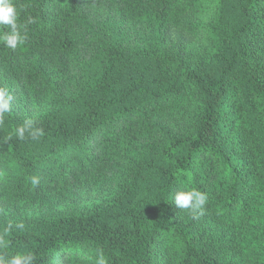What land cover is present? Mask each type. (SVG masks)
<instances>
[{"label":"trees","instance_id":"1","mask_svg":"<svg viewBox=\"0 0 264 264\" xmlns=\"http://www.w3.org/2000/svg\"><path fill=\"white\" fill-rule=\"evenodd\" d=\"M118 1H140L164 35L178 33L154 49L111 46L90 89L32 119L38 140L18 139L27 118L6 114L0 201L47 204L59 187L111 174L122 156L131 168L97 207L0 216V234L12 225L7 251H31L34 264H96L98 252L107 264H264V0H217L214 50L193 68L184 38L200 29L201 0H13L18 23H35L21 48L0 43L2 72L14 83L44 80L46 55L88 37V5ZM191 189L207 195L202 210L176 207L175 193Z\"/></svg>","mask_w":264,"mask_h":264},{"label":"rangeland","instance_id":"2","mask_svg":"<svg viewBox=\"0 0 264 264\" xmlns=\"http://www.w3.org/2000/svg\"><path fill=\"white\" fill-rule=\"evenodd\" d=\"M139 3H90L87 7L88 29L85 30L88 37L65 56L54 59L46 55L44 80L26 82L23 78L14 83L0 68V87H6L11 94V111L21 117L35 119L55 109L57 98L70 99L90 89L107 64L111 46L154 49L161 46L166 37H175L178 33L175 29L164 35L154 14ZM216 9L217 0H201L194 12L200 29L194 38H184L185 63L189 68L207 63L214 50L209 28ZM121 140L124 142V138ZM131 164V159L122 156L111 174L81 180L73 188L59 187L52 195V202L47 204L20 200L7 205L0 201V216L15 223L45 212L97 207L118 192Z\"/></svg>","mask_w":264,"mask_h":264},{"label":"clouds","instance_id":"3","mask_svg":"<svg viewBox=\"0 0 264 264\" xmlns=\"http://www.w3.org/2000/svg\"><path fill=\"white\" fill-rule=\"evenodd\" d=\"M19 10L13 0H0V26H6L7 31L0 32V43L7 48L15 51L21 48L28 38L27 24L35 23V20L29 17L26 24L18 23ZM11 94L6 87H0V124H3L6 114L11 111ZM15 136L24 140L31 138L38 140L43 136V129L36 126V122L32 119H26L22 124L18 125L14 130ZM33 186L39 184V178L33 176L31 178ZM207 202V195L196 189L179 190L174 195V203L177 208L198 211L202 210ZM17 228L23 229V223L16 225ZM12 225L9 224L0 234V264H34L35 256L31 251L8 252L7 242L3 236L11 230ZM96 264H107L102 252L97 253Z\"/></svg>","mask_w":264,"mask_h":264}]
</instances>
